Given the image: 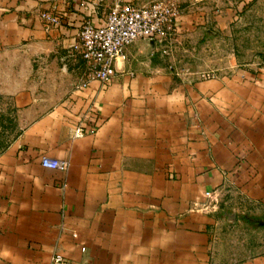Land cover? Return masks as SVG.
Returning a JSON list of instances; mask_svg holds the SVG:
<instances>
[{
	"label": "crops",
	"instance_id": "1",
	"mask_svg": "<svg viewBox=\"0 0 264 264\" xmlns=\"http://www.w3.org/2000/svg\"><path fill=\"white\" fill-rule=\"evenodd\" d=\"M114 1L0 0V96L23 120L0 148V264H50L55 251L81 264H264V57L207 77L182 67V38L213 34V20L226 29L232 13L181 0L168 52L136 41L108 83L84 82L67 52Z\"/></svg>",
	"mask_w": 264,
	"mask_h": 264
},
{
	"label": "built area",
	"instance_id": "2",
	"mask_svg": "<svg viewBox=\"0 0 264 264\" xmlns=\"http://www.w3.org/2000/svg\"><path fill=\"white\" fill-rule=\"evenodd\" d=\"M101 1L90 0V3L95 8ZM40 16L46 26L59 25L62 13L44 11ZM178 17V5L172 0H154L143 5L115 0L103 21L83 20L77 33V41L66 56L79 53L84 66V82L97 80L106 84L115 75V62L126 58L125 48L128 45L136 41L148 40L161 46L162 53L168 52L171 47L167 44V40L177 31ZM62 66L64 67V58ZM81 134L82 128L77 127L74 136ZM40 163L44 167L61 169L66 167L68 162L43 155ZM203 195L209 202L216 203L213 190H206ZM207 205L209 204H204L205 207ZM50 264L81 263L55 251L51 256Z\"/></svg>",
	"mask_w": 264,
	"mask_h": 264
},
{
	"label": "rangeland",
	"instance_id": "3",
	"mask_svg": "<svg viewBox=\"0 0 264 264\" xmlns=\"http://www.w3.org/2000/svg\"><path fill=\"white\" fill-rule=\"evenodd\" d=\"M172 1L178 5L180 16L186 3ZM227 9L232 14L226 18V29L221 31L213 20L210 22L213 34L201 30L182 38L184 49L176 50L182 67L201 76L221 70L233 73L238 68L253 69L255 60L264 57V1L242 4L238 0H226ZM176 33L167 40L171 48L176 43ZM22 125L23 120L10 111L8 99L0 96V148Z\"/></svg>",
	"mask_w": 264,
	"mask_h": 264
}]
</instances>
